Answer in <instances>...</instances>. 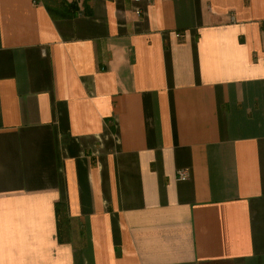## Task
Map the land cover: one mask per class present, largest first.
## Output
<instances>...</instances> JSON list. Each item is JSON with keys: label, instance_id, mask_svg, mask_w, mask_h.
I'll list each match as a JSON object with an SVG mask.
<instances>
[{"label": "crops", "instance_id": "crops-1", "mask_svg": "<svg viewBox=\"0 0 264 264\" xmlns=\"http://www.w3.org/2000/svg\"><path fill=\"white\" fill-rule=\"evenodd\" d=\"M0 264H264V0H0Z\"/></svg>", "mask_w": 264, "mask_h": 264}, {"label": "trees", "instance_id": "trees-1", "mask_svg": "<svg viewBox=\"0 0 264 264\" xmlns=\"http://www.w3.org/2000/svg\"><path fill=\"white\" fill-rule=\"evenodd\" d=\"M70 8L76 6V2L68 4ZM60 223L65 232H68V218L66 215H60Z\"/></svg>", "mask_w": 264, "mask_h": 264}, {"label": "built area", "instance_id": "built-area-1", "mask_svg": "<svg viewBox=\"0 0 264 264\" xmlns=\"http://www.w3.org/2000/svg\"><path fill=\"white\" fill-rule=\"evenodd\" d=\"M138 14H140V11H137ZM179 179L188 177L187 171H179L178 173Z\"/></svg>", "mask_w": 264, "mask_h": 264}]
</instances>
